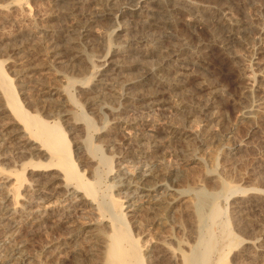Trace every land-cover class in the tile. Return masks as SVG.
I'll use <instances>...</instances> for the list:
<instances>
[{
    "label": "rangeland",
    "instance_id": "rangeland-1",
    "mask_svg": "<svg viewBox=\"0 0 264 264\" xmlns=\"http://www.w3.org/2000/svg\"><path fill=\"white\" fill-rule=\"evenodd\" d=\"M14 1L0 0V7L3 6V8H6L10 6V3H13ZM27 1L28 5H30L31 10H34L32 12V15L38 17L39 22L37 23L40 28L34 32L30 29L28 23L22 20L21 17H19V14V16L17 14H13L14 16H12L11 18L9 17L8 19L5 18L6 14H0V62L7 61L5 63L6 72L8 73L9 77H12V79L14 80L15 90L19 93L23 108L29 114H35V116L40 115L39 117H41L42 119L44 118L43 120H46L48 122L60 120L62 121V125H64L65 128L67 127L66 131H69L70 121L66 122L64 121V119L66 120L69 114V117H75V113L77 115L79 111L70 105L67 98L68 95H64V97L61 94L50 97L48 93L50 91H53V93H57L56 90H58L61 85L58 75H63L66 78H72V80L75 79V81H77V79L81 80L83 77H86V79L94 77L95 75H92L93 72L88 69V66L85 62L76 61L77 63L73 62V64L68 62L69 60H66V63H70L73 65H69L68 67L63 69L59 68V70L57 69L56 71L50 72H40V70H36L33 71L34 74H28V76H26L27 74L23 73V68L26 67H19L18 64L19 62L21 64V62L24 61V64L27 63L26 65L29 66L33 63V58L40 60V57H37L36 55L31 53V51L28 49H31L32 47L39 48V42L41 40H43V42H46L44 40H48V37L46 36L48 30L50 32L57 33L64 31L66 32L67 28L69 29V25L71 26L72 23L74 24L76 20H83L84 11L81 10L82 12H80V9L76 8V12L75 10L73 12L74 16L73 14L70 15V13L69 16L67 15V9L70 11V8L75 7L77 0H63L61 1V4L59 3L56 6L50 3V1L46 0ZM109 1L111 3L115 1L118 6L120 5L124 8H131L132 5H135L138 2V0H90L89 2H87L88 5L85 6L86 12L94 13L95 9L100 7L99 5H101V7L102 5L105 6V4L110 5ZM187 1L184 0L185 3L191 2L195 5L198 4L197 6L200 5L201 7L199 8L205 6L204 8L208 9H219L224 5L222 8H225L226 10L228 9V12H231L230 14L241 27L239 28L240 32L237 33V37L229 39H227L226 31L223 28H221L220 26H215L212 23L201 24L200 26H198L199 24L196 25L195 21H192L191 27L188 28V26H186V21L188 20L187 18L194 20V14L197 15L196 18H198L200 15L199 18L205 19L204 15L202 14L203 11H200V13H198V10L193 11V13L191 12L189 14L190 16L194 15L192 16V18H190L187 13V15L179 13L178 15L180 16L177 15L178 18L175 17L177 21V29L175 30V28H167L166 31L164 30L166 33L177 32L178 36L180 35L179 39L181 38L182 43L185 41L187 44H189L188 46L191 50L194 49L193 51H195V49L197 51L199 48L202 52L203 57L200 61H198L197 64L192 66L191 73L193 76L191 75L192 79L190 78V83H182L183 86H181L180 89L174 91L175 93L166 95L165 97L172 103L176 102L175 104L181 103L182 99L183 103L188 101L187 104H190L192 100L190 96L192 95V93H200L201 91V96L205 99V97L207 96L208 98L210 95L214 96V94L211 93L215 92L216 95L214 96V98L210 96L213 98L212 104L210 109H208L206 113V115H209L212 121L205 122V119H196L194 122L191 121L192 124L191 122L188 124L184 120H182L183 118L180 117V114H177L176 111H155L150 109L151 106L142 107V110L138 106H135L133 107V111L129 108V112H125L124 117H126L128 120L141 119L140 121H142L143 119V122H141V124H143L144 126L139 128L140 132L136 133L146 134V132H150V129L152 128L159 131L156 140L158 143V147L155 148L157 152L149 155L150 158H146L141 163L139 162L138 157H136L138 154L136 150L138 149H136L135 145L131 146L130 154L124 155V158H121L119 155H117V152L112 151L109 148V146L114 141H116L117 138H115V136H109L111 137V139L107 141L104 140V134H94V137L96 138L95 144L99 141L97 144L102 145L103 154L105 156L112 157L114 161V172L112 173V176L106 179V183L107 181H110L108 184H110L111 182H117L123 176L125 177L126 173H133L134 175L137 174L140 177L142 174L147 175V166L149 165V167L156 170L154 172H156L155 174L158 179L163 181V183H165L166 185H172V188L176 192L166 193V196H170H168L169 198L166 197V199L163 198L164 196H162V201L164 199L163 203L165 202V200H170L171 197L173 198L174 196H177L176 194L180 193H182L181 195L185 197L186 201L190 202H186L183 205V203H180L181 201H185V199L181 200L177 204L178 208L176 205V209L178 210L175 209L171 212L165 211L161 208H156L157 210H154L153 214L152 212L147 211L145 213V210H142L143 208H139L138 212H131L127 214L128 222L130 223V235H140V246H143L142 250L144 251L145 249L146 251L144 252H147L150 255L148 262H150L151 264H169L168 260L166 259L155 258L158 252V250L155 249V244L159 239H162V241H168L167 243H169V241L171 240L169 243L170 247L175 249V242L182 241L184 243L185 241V244L193 245L197 237L200 236L204 239L205 237L207 238L210 234L211 239L213 238L212 240H214L215 238L213 245L215 243L216 244L213 246L214 248L211 249V253L209 252V261L207 264H220L219 259L221 258L223 253H227L226 256H228V258H231L233 256L231 254L229 255L226 249L230 241L227 233H230L234 237H238V239L244 237L256 238L259 237L261 233H264V209H262V211H258L255 209L251 210L250 208H248L247 210V208H244V210H239L240 213L236 212V220H234L232 216L235 209L234 197L241 195L240 192L242 191L253 189L251 190V192H256V189L260 191V189H263L264 187V83L260 81L264 79V33L261 35H259L258 33L260 30L264 31V0ZM64 6H66V8ZM78 10L81 15L78 13ZM2 15H4L5 17ZM12 18H14L15 20ZM139 23L140 18L137 16V14L135 15L133 13H129L123 16V18L119 21L120 29L117 36L118 38L115 36V38L117 39L114 38V40H112L113 46L111 45L112 47L110 48V50H108L105 46H103L102 48V40L98 39V37L101 34H106V32L107 34L112 33L113 30L117 29V25L110 19H105L102 22H97L93 25V36L83 41V46L86 52L91 54L95 60H99L109 51L110 57L114 62L119 63L122 61L124 63L123 69L119 72L117 69L110 67L108 69L104 68L102 72H99L97 74L100 76L97 77L96 81L103 80L101 82H103V84L105 83L104 85H108L106 90L103 91L104 94L108 93L107 95H109L111 93H119L122 92V89L124 90L127 87L126 89L129 88V96L135 94L134 96L136 98L140 97L139 99L145 102L144 104H147V98L151 93V87L149 85L152 86L153 84L151 83V81H146V83H138L137 81L141 79L140 77L146 71V68L157 64V62L159 61L149 52V50L152 48L153 40L155 39V37H157L160 30L156 31L151 29L149 30L151 32L146 30H144L143 32ZM154 31H156L157 33ZM96 33H98V36L96 35L95 37L94 34ZM11 46H21L24 49H22V52H24L23 55L27 56V59L20 61L21 59L19 57L10 52L12 48ZM104 47L107 50H104ZM144 54H146V56ZM44 72L49 73H47V75H44ZM245 74H249L250 76L256 75L259 82L254 86L253 82L250 83L246 79H243V77H245ZM129 82L133 83V85H129ZM258 87H260V89H258ZM131 90L132 92L130 93ZM209 90L211 91V93L209 92ZM69 94H73L75 98V88L74 91L73 88H71L69 90ZM170 95L171 97H167ZM49 99L53 102H51ZM86 110V113H88L87 115L90 116L93 124L96 126V129L101 128V123H103V120L100 116L101 111L99 110V107L97 105L91 108L87 107ZM244 112L250 113L252 116L255 115L257 118L253 120L255 122H253L252 120L249 122L242 121L241 115ZM66 114L67 117H64V115ZM13 123L14 121H12V118L8 119V117L6 118V115L5 118L4 115H0V141L1 143L4 141V147L0 146V168H2L5 172L20 169V165H22L18 164L20 160L16 159V155H14L12 152L13 146H11L12 144H10L12 142L16 143V141L11 140L13 139V136L16 137L17 133L19 132L17 130H20V127L16 126ZM174 125H176L175 128L179 127L180 130H183V128H185V131L189 133H199V130L201 132L203 131V129L209 130L207 134L208 136L207 138H205V141L202 140V142H198L197 140V142H195L196 144L192 146L193 152H197L195 154V156L197 155L196 158L199 157L201 159L200 163L192 162L190 160V158L192 157L188 156V152H186V145H183L182 142L177 141L172 137V135L170 136L168 134V127H174ZM112 127L114 128L115 125H112ZM169 137L172 140L169 139ZM68 138L74 145V147L78 146L80 148V144H82L84 141L83 139H85V134L82 131H69ZM239 143H243L241 145H244L242 147V150L238 152L235 150L233 151L234 153H232L231 149L235 148ZM73 149L74 156H77V153H79L80 151L76 150V148ZM80 154L83 155L82 151ZM76 156L75 158L78 157ZM93 164H82V166L87 168L86 170L88 171L89 176H91L89 172L95 167V165ZM210 172L213 174H211ZM29 175L30 174L26 171V178H31ZM244 177L248 178V183H243L241 181ZM219 179H224V181L227 183L230 182L232 186L235 185L238 193H233L234 195H231V192L228 193L224 190L223 191L225 193H223L217 183L220 181ZM44 180L45 179H43L42 181ZM3 181L4 180L0 178V185L4 183ZM239 188L241 189V191ZM51 189L54 193L57 192L56 196L55 198L51 199L48 204L41 205L43 208H37V204H34L35 208L32 209L33 212L31 211V213L29 212L26 214H21L24 218L16 215L8 216V219L10 217V219L15 220L14 226L17 230L16 233L12 235H0V249H2L5 245L10 244V242L12 243L13 239H20V241L25 243L23 244L24 247L22 249V251L24 250L23 254H26V257L29 256L28 258L29 262L31 261V264H75V260H72L73 255L71 254H74L76 252L80 253V264H98L97 259L94 256L89 255V245L85 242V240L89 236V233L87 234V232L93 227V225L98 223V220L96 218L97 215L94 212H87L88 210H83V212H81L82 210H79L73 213V215L76 216L74 217L75 224L76 226H78L77 230L74 231L76 233L73 236H71L68 230H64V228L54 229V226H51L52 222L49 221L48 223L50 224L46 222V224L44 225L42 224L37 226L35 228V231H32L33 233L29 231L28 226L30 227L29 224L32 222L31 217L33 214V216H36V214L39 215L46 212L49 215L52 214V218H57V216L63 211L68 210V206L70 203L71 205L75 203V200L72 198V196H68L67 198H65L64 195L61 196L63 194V188L60 181H57ZM104 189L105 188L102 187V191L105 194L104 191L106 189ZM122 189L124 191V188L122 187L119 188V191H121ZM198 189L201 192L203 191L204 196H206L205 194H207L208 196V194L210 195L212 193V198H215L213 194H216V191L218 189L222 193L221 194L219 193V191H217L219 193L217 195L219 196L218 198L216 197L215 200L209 198L211 196H206V198H209L211 202L208 200L207 204H209V202L210 204L207 205L203 210V215L205 210L208 211H206L204 215L206 218L204 216H202L201 218L200 223H202L203 220L204 221L201 224V228L200 226L198 227L201 231L199 233L195 232L198 228H194L195 225L197 226V223L199 225L200 221L198 216H195L194 214L196 213L194 212L196 211L194 208H196L197 204L195 201L198 199L195 198L197 196L194 193H196ZM4 191L5 190L2 191V189H0V198L2 197ZM108 191L106 193H109ZM114 193H117V191L114 190ZM136 195L138 194H134V196ZM159 198L161 197L157 195L156 197H152L151 199L158 200ZM146 200L147 199H144V201ZM191 202H193V204ZM125 207H127V204H125ZM133 208L135 209L137 207H131L127 209L125 213ZM216 208H218L219 212H222H220L219 217L215 220L210 217L212 215L211 213L217 210ZM194 217H196L198 220ZM3 222L5 221L1 220L0 223ZM226 224L228 225V228L225 232L223 230L225 229ZM17 231H21V233L19 234ZM222 231L224 232V234ZM194 232L197 233V237L195 236ZM202 235L204 237H202ZM62 244H65L66 246L64 245L58 250L57 247ZM152 248H154V250Z\"/></svg>",
    "mask_w": 264,
    "mask_h": 264
},
{
    "label": "bare ground",
    "instance_id": "bare-ground-1",
    "mask_svg": "<svg viewBox=\"0 0 264 264\" xmlns=\"http://www.w3.org/2000/svg\"><path fill=\"white\" fill-rule=\"evenodd\" d=\"M46 1H50V3L56 6L59 3L61 4V1L63 0H46ZM89 1L90 0H82V1L77 0L76 6L74 5L75 7L70 8L71 9L70 11L67 9V11L69 12L66 11V13H68L67 14L68 16L69 13L70 15H72L76 8L80 9V12L84 11L83 20H76L74 24L72 23L71 26L69 25V29L67 28L66 32L64 31L57 33V32H50L48 30L46 35L48 37V40L47 39L44 40L46 42H43V40H41L39 42L40 47L37 46L39 48L32 47L31 49H28L31 51V53H33L37 57H40V60L33 58L34 60L33 63L28 66L26 65L27 63L24 64L23 60L24 59L26 60L27 56L23 55L24 52L22 51L24 49L21 46H14V47L11 46L12 48L10 50L11 53H13L15 56L21 59L20 61H23L21 62V64L19 62L18 65L19 67L21 66L26 67L23 68V73H26L27 74V75L25 74L26 76H28V74L29 75L34 74L33 71L36 70H40V72L41 71L50 72V71H56L57 69L59 70V68L63 69L68 67L69 65H73L74 64L73 62L76 61L85 62L86 65L88 66V69L93 72L92 75L93 76L95 75L94 77H91L89 79L83 77L82 78L83 81L81 78H80L81 80L77 79V81H75V79L72 80V78L69 79L63 75H58L61 85L59 89L56 90L57 93H53V91H50L48 93L50 97L52 96L54 97L56 95H61V94L63 96L68 95L67 98L70 105L79 111L77 115L75 113V117L71 115L73 116V118L69 117L70 114L68 117L67 114L64 115V117L68 118V119L66 118V120L64 119V121L66 122L70 121L69 131H78V132L82 131L85 134V139H83L84 140L83 143L80 144V148L78 146L74 147V145L70 142L68 138L69 131H66L67 127L65 128V126L62 125V121L56 120V121L48 122L46 120H43L44 118L42 119L41 117H39L40 115L35 116V114L34 115L29 114L23 108L22 101L19 97V93L16 92L15 90L14 80L12 79V77H9L8 73L6 72L5 63L7 61L0 62V115L2 116L4 115V118L5 115L6 118L8 117V119L12 118V121H14L13 124L20 127V130H17L19 132L17 133L16 137L13 136V139L11 140V141H16V143L15 142L14 143L9 142V143L12 144L11 146H13L12 152L14 155H16V159L20 160L18 164H22L20 165V169L13 171L5 172L2 168H0V178L4 180L3 181L4 183L0 185V189H2V191L5 190L4 193L2 194V197L0 198V222L1 220L5 221L3 223H0V235L4 234L3 236H5L7 234L8 235L15 234L17 230L16 227L14 226L15 220L10 219V217L8 219V216L16 215L23 217L21 215L22 213L25 214L29 212L31 213L32 209L35 208L34 204H37L36 205L37 208H41L42 207L41 205L48 204L51 201V199L55 198L57 193V192L54 193L51 188H53L54 184L57 181H60L63 188V194L60 195L61 196L64 195L65 198H67L68 196H72V198L75 200V203L72 205L70 203L68 206V210L63 211L61 214L57 216V218H52L51 216L52 214L49 215L46 212L41 213L39 215L36 214V216H33L34 215L33 214L31 217L32 222L30 221L31 223L29 224L30 227L28 226L30 232L32 231L34 232L37 226L42 224L44 225L46 224V222L48 223L49 221L52 222L51 226H54V229L64 228V230L65 229L68 230L71 236H73L76 233L74 231H76L78 227L75 224L74 217L76 216H74L73 213L79 210H82L81 212H83V210L84 211L88 210L87 212L91 211L97 215L96 218L98 220L97 221L98 223L93 225V227L91 226L92 228L89 230L90 232L89 231L87 232V234L89 233V236L87 237L85 242L88 243L89 245V252H90L89 255L94 256L97 259L98 264H151L150 262H148L150 255L147 252H144L146 251L145 249L144 251L142 250L143 246H140L139 243L140 235L138 234H136L135 236L130 235V223L128 222L127 214L131 212H138L139 208L141 209L143 208L142 210H145V213L146 211L153 213V211L157 210L158 208L171 212L172 210L176 209V205L181 200H184L185 197L181 195L182 193L176 194L177 196H174L173 198L171 197L172 199L170 198V200L167 201L165 200V202L163 203L164 199L162 201V196H164L163 198L166 199V197L169 196V195L166 196V193L169 192L176 193V192L172 188L173 187L172 185L170 184L166 185L165 183H163V181L158 179V177L155 174L156 172H154L156 170H154V168L152 169L151 167H149V165L147 166L148 167L147 175L142 174L140 177L137 174L134 175L133 173L132 174L126 173L125 174L126 176L125 177L123 176L122 178L119 177L120 180H118L117 182H113V183L111 182L110 184H108L110 181H107L106 183V179L112 176V173L114 172L113 171L114 161L112 157L105 156L103 154L102 145L97 144L99 141L95 144L96 138L94 137V134L95 133L96 134L99 133L102 135L104 134V140L107 141L111 139V137L109 136H115V138L117 139L109 146V148L110 150L117 152L118 153L117 155H119L121 158L124 155L130 154L131 146L135 145L136 149H138L136 150V152L138 153L136 157H138L139 162L141 163L146 158H150L149 155H152L157 152L155 148L158 147V143L156 140L159 131L152 128L150 129V132L148 133L146 132V134L136 133V132H140L139 128L144 126L143 124H141V122H143V119L142 121H140L141 119L128 120L126 117H124L125 112H129L128 111L129 108L130 110L132 109L133 111L134 110L133 107L135 106L136 107L138 106L139 108H141V110L142 107L151 106L150 109L155 111L157 110L158 111L164 110L171 112L176 111L177 114L179 113L180 117L183 118L182 120H184L188 124L191 121L194 122L196 119H202V120L205 119L204 120L205 122L212 121V119L209 117V115H206V113L208 109H210L211 107L212 99L216 95L215 92L211 93V91L209 90V92L211 94H214V96L210 95L213 98L210 96L208 98L207 96L205 97V99L201 96L202 94L201 91L200 93L199 92H195L194 94L192 93V95L190 94L191 95L190 98L192 99L190 104H187L188 101L183 103V99L181 100L182 102L180 101L181 103L175 104L176 102L172 103L171 101H168L167 98L165 97L166 95L175 93L174 91L180 89L181 86H183L182 83H187V82L190 83V78L192 79L193 76L191 73L192 66L197 64L198 61H200L203 58L201 50L199 48L197 51L196 49L195 51H193L194 49L191 50L190 47L188 46L189 44H187L185 41H184L185 43L184 42L182 43L181 38L179 39L180 35L178 36L177 32H176L177 34L175 32L174 34L172 32L166 33L165 31L167 28L170 29L175 28V30L177 29V21L175 17H177L179 13L181 14L183 13V15L187 13L189 15L191 12L193 13V11H198V10H199L198 13H200V11H203L202 14L204 15L205 19L199 18L200 15L198 18H196L197 16L196 14H194L195 16L191 14L192 16L195 17V18L193 17L194 20L189 19L186 16V18L188 19V20L186 19L187 20L186 26H188V28L191 27L192 21H195L196 25L199 24L198 26H200L201 24L212 23L215 26L218 27L220 26L221 28H223L226 31L227 39H229V38L237 37V33L240 32L239 28L241 27L239 23L236 22V20L232 17V15L230 14L231 12L229 13L228 9L226 10L225 8H222L224 5L221 6V8L219 9H215V8L208 9V8H204L205 6L199 8L201 7L200 5L197 6L198 4L195 5L192 4L191 2L185 3L184 0H138V2L135 5H132L131 8L129 7L124 8L121 7L120 5L118 6V4L115 3V1L112 3L109 1L110 5L105 4V6L102 5V7L101 5H99L101 8L98 6L99 8L97 9L94 8L95 9L94 13H88L86 12L85 6L88 5L87 2ZM187 2H189V0ZM64 7L66 8V6ZM33 11L31 10L30 5H28L27 0H15L13 3H10V6L6 8L5 7L3 8V6L0 7V14H4V15L6 14V17L4 15L2 16L8 19L9 17L11 18L12 16H14L13 14H17V15L19 14L20 16L19 15L18 16L21 17L22 20L26 21L30 29L35 32L40 27L38 26L37 23L39 22L38 17L32 15ZM80 12L78 10V13L81 15ZM129 13L131 14L133 13L135 15L137 14V16L140 18L139 24L141 25V29L143 30V32L144 30L149 31L151 29L156 31L160 30L161 32V33L159 32L158 35L156 34L157 37H155V39L153 40L152 43L153 46L149 50V52L159 61L157 62V64L149 68H146V71L144 73L142 72L143 74L140 77L141 79L137 81L138 83L139 82L146 83V81H151V83L153 84L152 86L149 85L151 87L150 88L151 93L147 98L148 99L147 104H144L145 102L141 101V99H139L140 97L136 98L134 96L135 94L129 96V88L126 89L127 87L124 90L122 89V92L119 93H111L109 95H107L108 93L104 94L103 91L106 90L108 85H104L105 83L103 84V82H101L103 80L96 81L97 77L100 76L97 74L99 72H102L104 68L108 69L110 67L117 69L119 72L123 69L124 63L122 61H121L122 63L114 62L110 57L109 51L99 60H95L91 54L86 52L83 46L84 44L83 41L93 36L94 33L93 25L96 24L97 22H102L105 19H110L115 22V24L117 25V29L113 30L112 33L110 34H107L106 32V34L104 33L100 35L99 33L100 36L98 37V39L102 40V44H101L102 48L103 46H105L108 50H110V48L113 46L112 40H114L115 36L117 37L119 34L118 33L120 29L119 21L123 18V16ZM192 16H190V18H192ZM258 33L259 35H261L264 33V31L260 30ZM96 35L98 36V33L94 34L95 37ZM105 47L104 50H107L105 49ZM188 49L191 51H189ZM144 55L146 56V54ZM66 60H69L68 62L73 64L66 63L65 62ZM49 72H44V75H47V73ZM243 79H246L250 83L253 82L254 86L256 83L259 82L256 75L250 76L249 74H245V77H243ZM260 81L264 83V79ZM128 84L133 85V83L130 82ZM71 88H73V91L75 88V95H76L75 98L73 94L72 95L69 94V90ZM258 89H260V87H258ZM132 90L130 91V93L132 92ZM167 97H171V95ZM96 105L99 107V110L101 111L100 116L102 117L101 119L103 120V123H101L102 126L99 129H96V126L93 124L90 116H88L87 115L88 113H86L87 107L91 108ZM255 118L256 116L255 115L252 116L250 113L244 112L241 115L242 121L249 122L251 120L252 121L255 120ZM112 125H115V127L113 128ZM175 126L176 125H174V127L167 126L168 134L170 136L172 135V137L177 141L182 142L183 145L184 144L186 145L185 146V148L187 147L186 152H188V156L192 157L190 158L192 162L200 163L201 159L199 157L196 158L197 155L195 156V154L197 152L195 151L193 152L192 146L196 144L195 142H197V140L198 142L199 141L202 142V140L205 141V138H207L208 136L207 134L209 130L203 129V131L201 132L199 130V133H194V132L189 133L185 131V128H183V130L182 129L180 130L179 127L175 128ZM169 139L171 138L169 137ZM241 144L239 143L236 145L235 148L231 149L232 153H234L233 151L235 150L237 152L242 150V147L244 145ZM3 145H4V141L2 143L0 141V146L2 147ZM73 148H76V150L80 151L79 153H77L78 157L75 155L77 158H75L74 156ZM81 151L83 155L80 154ZM91 163L92 164L94 163L93 165H95V167L92 170L90 169L91 171L89 172V174L91 176H89L88 171L86 170L87 168L82 166V164H91ZM26 171L27 173L30 174L29 176L31 178L29 179L26 178L25 176ZM43 179L45 180L42 181ZM247 179L248 178L244 177L241 181L244 183L247 182ZM217 183L223 193L231 192V195L238 193L235 185L232 186L230 182L229 184L225 182L224 179L220 180ZM102 187H104L107 191L109 190L108 191L109 193H106L107 191L104 189L105 190L104 191L105 194H104L102 191ZM120 187L124 188V191L123 189L119 191ZM114 190L117 191V193H114ZM251 190L242 191L240 192L241 195L234 197L235 209L232 215L234 220H236L235 219L236 212H239V210L242 209L244 210V208H247V210L248 208H250L251 210L255 209L258 211L260 210L262 211V209H264V187L263 189L261 188L260 191L256 189V192L255 191L251 192ZM217 191L221 193L219 189ZM217 191L216 194H213L215 198H212L211 196L212 193L210 195L208 194V196L207 194L205 195L207 197L211 196L209 198L215 200L216 197L218 198L219 196L217 195L219 194ZM202 193L203 191L201 192L199 191V189L197 190L196 193H194L197 196L195 198L198 199L197 200L195 199L196 200L195 202L197 203L196 208L193 207L196 211L194 210L192 211L197 213V215L196 213L194 214L195 216H198L200 220L199 225L197 223V226L196 225H195L196 227L194 226L195 229H197L199 226L201 228L202 226L201 224L204 221L202 219L203 221L202 223H200L201 218L202 216L205 215L206 211H208L205 210L203 215V210L211 202L209 198L207 199L206 196H204V193L203 194ZM134 194H138V195L134 196ZM157 195H159L161 198H159L158 200L151 199L152 197H156ZM144 199L147 200L144 201ZM208 200L210 201L209 204H207ZM130 201H132L133 203ZM186 202L188 201H186L185 199V201L183 202L181 201L180 204L183 203L184 205ZM191 203L193 204V202ZM125 204H127V207H125ZM134 206L137 208L130 209V211L125 213L127 209ZM216 209L218 210V208ZM217 210L211 213L212 215L210 218L216 220L219 217L220 212L222 211L219 212V210L218 211ZM226 225H225V229L223 228L224 229L223 231L225 232L227 231L228 228V225L227 226ZM197 230L194 231L197 233L201 232L199 228ZM17 232L19 234L21 233V231L20 232L17 231ZM197 233H195L196 237H197L196 235ZM227 236L230 239V241L226 249L228 254L229 255L231 254L233 256L231 258L230 257L228 258V256H226L227 253L225 254L223 253L221 258L219 259L220 264H258V263L264 264V245H263L264 233H261L260 236L256 238L244 237L238 239V237L235 236L236 237L235 238L230 233H227ZM202 237L204 236L202 235ZM212 239L210 234L208 235L207 238L205 237L204 239L199 236L195 239L193 245H188L185 244V241L183 243L181 240H180L181 242L177 240L178 242H175L176 245L175 249L170 247L169 243L171 240L169 241V243H167L168 241H162V239L161 240L159 239L156 241L155 244L156 246L155 249L158 250V252L156 251L157 256L155 258L166 259L168 260L169 264H207L209 261L208 260L209 252L211 253V249H213L214 248L213 246L216 244L215 243L213 245L215 238L214 240ZM12 241H13L12 243L10 242V244H7L2 249H0V264H31V261L29 262V258H28L29 256L26 257L25 256L26 254H23L24 250L22 251L24 247L23 244L25 243L20 241V239L19 240L13 239ZM65 244L59 245L57 249L59 250V248H61ZM152 249L154 250V248ZM71 255H73L72 260L73 259L75 260V262L73 261L75 264L81 263L79 261L80 253L76 252Z\"/></svg>",
    "mask_w": 264,
    "mask_h": 264
}]
</instances>
